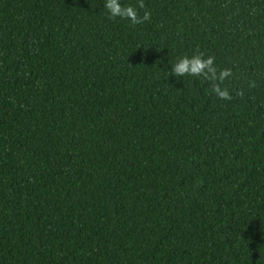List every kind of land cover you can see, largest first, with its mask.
<instances>
[{
  "label": "trees",
  "instance_id": "1",
  "mask_svg": "<svg viewBox=\"0 0 264 264\" xmlns=\"http://www.w3.org/2000/svg\"><path fill=\"white\" fill-rule=\"evenodd\" d=\"M145 4L0 0V264H264V0Z\"/></svg>",
  "mask_w": 264,
  "mask_h": 264
},
{
  "label": "clouds",
  "instance_id": "2",
  "mask_svg": "<svg viewBox=\"0 0 264 264\" xmlns=\"http://www.w3.org/2000/svg\"><path fill=\"white\" fill-rule=\"evenodd\" d=\"M104 9L112 19H123L131 23L133 27L143 25L151 20L152 13L146 7L145 0H136L135 5H124L121 0H104ZM141 10L143 14L141 15ZM170 76L196 77L210 85V91L218 99L224 101L233 100V94L226 83L234 75L232 68H220L216 64V58L206 55L197 48L192 55L181 56L176 63L171 64ZM249 89L257 87L256 81L248 83ZM244 90L236 89L235 97L242 98Z\"/></svg>",
  "mask_w": 264,
  "mask_h": 264
}]
</instances>
